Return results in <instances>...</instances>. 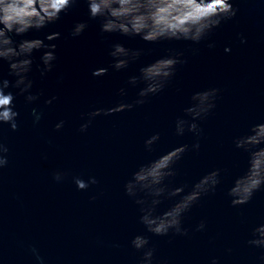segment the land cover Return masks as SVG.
<instances>
[{"label":"water","instance_id":"obj_1","mask_svg":"<svg viewBox=\"0 0 264 264\" xmlns=\"http://www.w3.org/2000/svg\"><path fill=\"white\" fill-rule=\"evenodd\" d=\"M234 6L238 11L232 20L222 23L208 40L191 46L199 49L196 54L186 41L153 45L118 34L102 39L96 21H89L81 36L65 39L74 22L87 19L82 2L39 33L26 34L42 38L58 31L61 38L53 41L56 67L43 79L34 74L33 91L42 90L44 95L33 105H25L23 97H18L15 132L0 125V141L9 149L8 163L0 169V264H36L30 247L38 250L45 264H138L141 253L129 246L136 234L148 235L149 246L155 249L153 264H210L213 257L218 264H259L264 249L246 241L252 227L264 222V190L240 207L230 206L225 192L246 167L247 154L235 149L233 137L250 124L264 121V0H234ZM117 40L152 51L126 69H109L105 76L92 78L91 69L110 63L107 46ZM210 41L215 42L211 49L206 47ZM166 47L184 51L186 63L177 66L160 93L132 110L98 116L85 132L78 131L81 113L115 104L121 99L116 95L118 88H126L125 101L134 100L142 85H126L127 77L162 55ZM225 47L230 51L225 52ZM59 73L64 74L61 83L56 80ZM0 74L12 80L6 63L0 65ZM212 87L219 94L215 108L198 121L200 149L186 152L176 165L177 175L166 182L190 185L219 168L220 184L184 215L182 226L189 229L188 235L145 233L138 220L139 206L125 195L123 185L139 164L195 141L187 131L176 136L174 121L187 118L183 109L193 92ZM52 95L56 101L45 106L43 100ZM34 106L43 113L35 126L29 115ZM61 119L64 126L54 131ZM153 132H159L160 139L152 151H146L143 140ZM57 170L67 173L61 182L52 179ZM73 176H95L98 183L78 191ZM92 195L97 198L90 200ZM170 203L162 201L158 211ZM201 219L206 220L205 229L194 231Z\"/></svg>","mask_w":264,"mask_h":264},{"label":"clouds","instance_id":"obj_2","mask_svg":"<svg viewBox=\"0 0 264 264\" xmlns=\"http://www.w3.org/2000/svg\"><path fill=\"white\" fill-rule=\"evenodd\" d=\"M81 2L86 5L87 19L74 22L65 39L81 36L88 27V22L96 21L98 35L102 39L110 34H118L126 38L138 37L145 44L153 45L186 41L190 42L189 50L192 54L199 51L198 48L191 47L192 45H199L201 41L208 40L215 29L232 20L238 11L234 0H0V65L6 63L7 76L12 77L10 81L0 74V125H7L13 132L18 129V97H23L25 105H33L39 101L44 93L42 90L33 91L34 74L38 73L43 79L56 67L57 45L53 41L61 38L60 32H47L42 38H28L26 34L39 33ZM237 35L240 42L244 43V37L239 33ZM206 47H215V42H208ZM151 51V48H132L119 40L113 41L108 44L106 50L110 63L91 69L90 75L95 79L105 76L109 69L119 72ZM224 51L229 52L230 48L225 47ZM36 52L39 53L38 57L34 56ZM185 63L184 51L173 47L164 48L162 55L151 62L141 64L137 74L127 77L126 85H142L134 100L125 101L123 98L126 96V88H118L116 95L121 99L115 104L106 109L93 108L81 113L83 122L80 123L78 131L85 132L98 116L132 110L135 106L144 104L147 97L160 93L174 77L177 66ZM63 79L64 74L59 73L57 83H61ZM218 94L219 89L215 87L193 92L189 97L188 106L183 109L187 118L175 119L176 136H182L187 131L196 137L190 146L179 144L162 151L153 159L139 164L125 181L124 193L139 206L138 220L145 233L154 236H168L169 233L188 235L189 229L182 226L184 215L202 196L214 193L220 184L222 170L219 168L205 172L190 185L173 186L166 182L177 175L176 165L186 152L200 149L199 138L202 130L198 121L203 120L215 108ZM56 99L57 97L52 95L44 99L43 104L52 105ZM29 115L35 126L40 122L43 113L34 106L30 108ZM64 123L63 119L56 122L54 131L62 129ZM159 139L160 133L153 132L143 140L144 149L152 151L153 145ZM232 144L235 149L247 154L246 167L233 179L225 192L229 205L240 207L248 204L255 192L264 190V121L250 124L244 133L233 137ZM8 151L5 143L0 141V169L8 163ZM66 175V172L57 170L52 173V179L61 182ZM72 182L78 191H83L90 185H96L98 180L95 176H88L87 179L73 176ZM96 198V195L89 197L90 200ZM164 200L171 203L162 211H158V206ZM205 227L206 220L201 219L195 225L194 231H202ZM250 236L246 241L248 245L264 249V222L252 227ZM129 246L141 253L138 264H153L155 249L149 246L148 235H134L129 241ZM29 251L36 264H45L35 247H30ZM210 264H218L217 258L213 257ZM259 264H264V255L259 257Z\"/></svg>","mask_w":264,"mask_h":264}]
</instances>
